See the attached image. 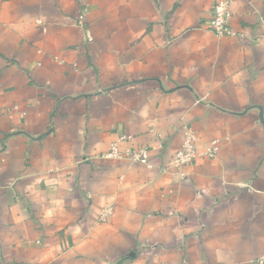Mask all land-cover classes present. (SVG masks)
<instances>
[{"label": "crops", "instance_id": "1", "mask_svg": "<svg viewBox=\"0 0 264 264\" xmlns=\"http://www.w3.org/2000/svg\"><path fill=\"white\" fill-rule=\"evenodd\" d=\"M218 1L0 0V264H256L264 0H227L231 37ZM121 135L149 166L102 157Z\"/></svg>", "mask_w": 264, "mask_h": 264}, {"label": "built area", "instance_id": "2", "mask_svg": "<svg viewBox=\"0 0 264 264\" xmlns=\"http://www.w3.org/2000/svg\"><path fill=\"white\" fill-rule=\"evenodd\" d=\"M231 10L229 6V1L221 0L215 2L212 6V14L209 20V26L212 32L217 37H231L235 36L236 33L231 27ZM88 40H90L89 33H86ZM131 140L130 136L121 135L117 140L112 141L107 150L102 153V157L106 159H116V160H129L135 163H142L149 166L148 162V152L146 147L142 146H130L125 149H121V144ZM197 138L192 130H185L184 138L181 147L177 149L171 157V166L175 171L179 170L181 167L192 163L198 155ZM217 153L216 142H211L204 147L203 155L212 158ZM178 172V171H177ZM111 209L106 207L101 210L99 214V219L101 221L105 220L110 214ZM256 264H264V254L256 259Z\"/></svg>", "mask_w": 264, "mask_h": 264}]
</instances>
